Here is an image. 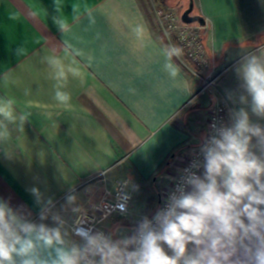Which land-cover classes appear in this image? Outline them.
<instances>
[{"label": "crops", "instance_id": "1", "mask_svg": "<svg viewBox=\"0 0 264 264\" xmlns=\"http://www.w3.org/2000/svg\"><path fill=\"white\" fill-rule=\"evenodd\" d=\"M194 3L206 25H192L211 63L202 76L182 69L143 0H0V199L56 226L51 214L40 219L51 200L66 239L82 242L72 207L92 212L123 181L129 211L102 227L131 238L205 141L214 105L232 125L244 109L264 127L237 71L264 46V0Z\"/></svg>", "mask_w": 264, "mask_h": 264}, {"label": "clouds", "instance_id": "2", "mask_svg": "<svg viewBox=\"0 0 264 264\" xmlns=\"http://www.w3.org/2000/svg\"><path fill=\"white\" fill-rule=\"evenodd\" d=\"M259 52L246 57L237 71L252 97L253 113L264 117V46ZM56 96L70 99L67 93ZM262 156L264 127L241 109L232 127L207 147L204 178L189 180L192 191H182L158 213L160 231L142 224L136 236L120 240L82 227L74 233L82 242L70 241L51 200L40 219L51 214L56 226L32 222L0 199V264H264ZM77 199L70 194L66 204L74 206ZM81 210L72 207L73 213Z\"/></svg>", "mask_w": 264, "mask_h": 264}, {"label": "built area", "instance_id": "3", "mask_svg": "<svg viewBox=\"0 0 264 264\" xmlns=\"http://www.w3.org/2000/svg\"><path fill=\"white\" fill-rule=\"evenodd\" d=\"M167 19L173 21L175 28L182 29L179 33V39L183 45L191 52V56H203L204 45L200 42L196 29L192 25H186L181 21V18H172L170 15H165ZM232 127L228 118L227 108L222 104H216L212 107L209 115L206 138L203 144L191 151L186 161L184 162L180 173L175 178L173 185L167 191L161 200L159 208L149 217H147L142 224H147L149 227L160 231L162 225L158 218V213L162 212L169 206V201L181 194L182 191L189 192L191 184L188 183L192 178H200L201 172L206 164V149L212 143L214 138H218L219 134L226 128ZM131 202V194L127 191L126 182H119L116 186L114 197L112 200H104L99 205L94 207L92 212L82 210L77 216V219L72 227L73 235L80 228H87L93 231H103L106 235L109 232L102 227V223L111 217H122L129 211V204ZM140 225V226H141ZM140 226L137 229L135 236L140 231ZM80 240V237L74 235ZM167 254L171 255V250L167 245H162Z\"/></svg>", "mask_w": 264, "mask_h": 264}, {"label": "rangeland", "instance_id": "4", "mask_svg": "<svg viewBox=\"0 0 264 264\" xmlns=\"http://www.w3.org/2000/svg\"><path fill=\"white\" fill-rule=\"evenodd\" d=\"M146 10L155 22V28L160 32L169 51L177 58L183 69L191 76H202L209 74L211 66L207 53L204 50L203 56H191V52L183 45L179 39V33L182 29L175 28L173 21L167 19L165 15H170L172 18H179L181 14L188 8L190 0H143ZM181 2V3H180ZM197 10L194 9L193 14ZM192 27L196 29L193 25ZM200 42L203 43V35L200 30H195ZM204 45V44H203ZM205 49V48H204ZM213 74L208 82L215 78ZM207 84V83H206ZM211 84V83H210ZM209 86V83L207 85ZM201 177V176H200Z\"/></svg>", "mask_w": 264, "mask_h": 264}, {"label": "water", "instance_id": "5", "mask_svg": "<svg viewBox=\"0 0 264 264\" xmlns=\"http://www.w3.org/2000/svg\"><path fill=\"white\" fill-rule=\"evenodd\" d=\"M194 9V0H190L188 8L180 16L181 21L186 25L198 24L204 27L206 25L205 18L201 15L193 14Z\"/></svg>", "mask_w": 264, "mask_h": 264}, {"label": "trees", "instance_id": "6", "mask_svg": "<svg viewBox=\"0 0 264 264\" xmlns=\"http://www.w3.org/2000/svg\"><path fill=\"white\" fill-rule=\"evenodd\" d=\"M182 67V66H181ZM182 69H183V67H182ZM184 70V69H183ZM185 71V70H184ZM186 72V71H185ZM187 73V72H186Z\"/></svg>", "mask_w": 264, "mask_h": 264}]
</instances>
